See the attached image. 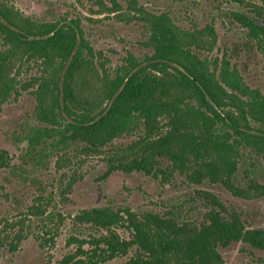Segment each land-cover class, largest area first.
<instances>
[{"label": "trees", "instance_id": "trees-1", "mask_svg": "<svg viewBox=\"0 0 264 264\" xmlns=\"http://www.w3.org/2000/svg\"><path fill=\"white\" fill-rule=\"evenodd\" d=\"M92 1L120 20L143 22L144 44L152 53L138 57L129 52L112 68L77 18L41 22L0 0V109L20 87L31 89L37 117L45 125L33 130L27 152H36L44 137L61 129L57 143L70 141L83 151L105 154V176L117 170L178 172L195 184L221 182L245 198L264 196L258 179L250 178L246 187L236 180L245 148L264 153V92L247 84L229 59L203 56L216 46L214 25L188 29L169 13L152 12L137 0L128 12L118 0ZM256 1L247 12L232 14L264 53V0ZM27 63L37 64L40 74L22 82L20 71ZM126 134L136 138L114 144ZM163 160L171 165L166 170ZM11 161L9 152L0 150V166ZM63 161L64 155L58 167ZM206 194L215 206L200 222L130 208L81 210L75 222L106 233L83 240L93 249L79 245L62 263L98 264L134 250L126 264H225L222 248L233 242L264 249V228L249 226L217 194ZM43 205L42 200L36 203L33 213L43 216L49 207Z\"/></svg>", "mask_w": 264, "mask_h": 264}, {"label": "rangeland", "instance_id": "rangeland-1", "mask_svg": "<svg viewBox=\"0 0 264 264\" xmlns=\"http://www.w3.org/2000/svg\"><path fill=\"white\" fill-rule=\"evenodd\" d=\"M4 1L14 3L41 22L77 18L85 37L96 52L110 58L112 68L121 65L129 52L138 57L152 53L144 44L147 29L143 22L120 20L114 13L99 9L92 0ZM106 1L110 4V0ZM118 1L128 12L132 0ZM137 1L152 12L169 13L188 29L213 24L218 40L215 48L204 51L203 56L229 59L247 84L264 92V53L232 14L234 10L247 12L256 0ZM36 74H40L39 66L27 63L19 78L25 82ZM36 104L31 89L20 87L19 94L13 95L0 109V150H7L12 158L9 166H0V264H63L64 257L76 252L79 245L92 250V243L82 241L106 232L88 223L75 222L73 218L81 210L95 206L130 208L139 214L156 212L178 220L200 222L215 206L206 194L213 192L229 208L238 210L249 226L264 228V196L245 198L221 182L207 180L195 184L178 172L170 175L159 171L157 175H149L117 170L105 176L108 169L105 154L83 151L81 144L70 141L57 143L63 138L61 129L53 137H44L36 152L28 153L29 136L36 127L45 126L37 117ZM135 138L126 134L116 138L114 144H127ZM62 155L65 161L58 167ZM161 166L166 170L171 165L163 160ZM250 178L264 183V153L252 147L245 148L236 173L241 186L246 187ZM40 200L43 206H49L43 216L33 213L34 205ZM118 231L129 238L127 230ZM133 252L98 264H126ZM222 252L225 264H264V249L251 244L233 242L222 248Z\"/></svg>", "mask_w": 264, "mask_h": 264}]
</instances>
